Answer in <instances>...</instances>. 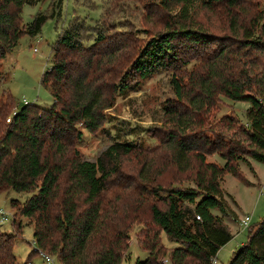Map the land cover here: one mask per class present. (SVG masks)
<instances>
[{
  "label": "trees",
  "instance_id": "obj_1",
  "mask_svg": "<svg viewBox=\"0 0 264 264\" xmlns=\"http://www.w3.org/2000/svg\"><path fill=\"white\" fill-rule=\"evenodd\" d=\"M155 2L166 11L165 30L142 45L130 67L139 78L160 70L171 73L174 99H167L163 107V124L168 125L163 142L171 151L173 167L179 172L194 170V175L191 188H158L165 194L161 195L164 207L155 203L149 207L157 228L149 236V257L133 264H164L159 261L164 255L159 232L176 243L169 253L170 264H212L219 248L232 237L224 223V217L233 218L234 213L223 197V176L240 178L238 162H247L246 157L264 163V3ZM25 3L33 2L0 0V63L23 35H37L50 18L36 13L23 25ZM217 7L223 10L227 35L211 39L197 19L199 12L213 14ZM83 21L78 16L70 19L50 47V67L41 74V83L52 97L49 106L24 103L5 123L14 98L8 91L0 94V192L28 194L17 203L19 215L32 226L37 248L54 255L58 264H118L127 216L122 205L105 201L103 195L114 171L108 164L136 147L116 141L90 161L75 146L82 138L78 125L97 131L106 122L105 110L114 96L128 87L120 60L127 46H121L123 40L109 41L110 28L104 23L91 29L85 40ZM185 56L196 64L183 77L179 70L188 63ZM219 96L249 104L244 124L224 115L217 130L205 129V115ZM213 154L223 159L222 166L206 161ZM14 200L9 201L12 207ZM25 225L18 222L16 229ZM247 229V241L227 264H264V217ZM2 237L0 264H15V242Z\"/></svg>",
  "mask_w": 264,
  "mask_h": 264
},
{
  "label": "rangeland",
  "instance_id": "obj_2",
  "mask_svg": "<svg viewBox=\"0 0 264 264\" xmlns=\"http://www.w3.org/2000/svg\"><path fill=\"white\" fill-rule=\"evenodd\" d=\"M256 1L264 3V0ZM30 2L33 3H25L21 9L23 25H26L36 13L50 15V18L44 22L37 35L33 37L23 35L0 63V94L8 91L14 98V107L5 115L4 121L8 123L12 112L24 103H33L41 107L51 104L52 97L49 89L41 83V74L50 67V47L70 19L78 16L84 20L82 36L85 40L91 36L90 30L98 24L108 25L109 41L117 40L120 43L123 40L121 46H127L121 52L123 58L120 57V60L123 61L121 72L126 73L124 82L128 87L114 96L112 106L105 110L106 122L97 131L88 132L78 125L82 138L75 147L83 159L90 161L96 160L106 147L116 141L130 143L136 147L133 153L121 156L117 161L108 164L114 171L112 170L107 181L103 198L112 204L122 205L127 216L125 223L128 227L124 232L125 236L122 237L125 245L121 247V260L118 264H133L135 260H144L149 257L147 245L151 230L157 231L151 222L149 207L153 203L164 207L161 197L165 194L158 188H191L194 175V170L179 172L173 167L169 162L171 151L163 142V135L168 130V125L163 124V107L167 99H174L169 84L171 73L160 70L145 78H139L130 67V62L142 45L157 31L165 30L166 11L159 9L155 0H30ZM221 11L223 10L217 7L213 14L199 12L197 21L202 23L204 34L211 39L227 35L225 17ZM210 47L215 45L211 44ZM184 59H188L187 64L178 63L182 65L179 73L183 77L196 64V61L190 60L188 56ZM248 106L247 102L232 101L219 96L216 105L205 115V129L211 126L217 130V121L224 115L234 116L244 124ZM232 131L226 133V136L231 135ZM210 132H206L207 135ZM205 159L220 166L224 163L217 154L208 155ZM246 159L247 162L242 160L238 162L240 178L225 173L220 183L226 193L223 196L226 205L234 213L233 218L224 217V223L232 237L219 248L212 259V264H227L232 253L247 241L248 229L240 225V218L243 215H250V226L257 224L264 217V163L249 157ZM27 196L28 194L14 190L0 192V208L10 212V219L0 223V238L5 236L15 242L13 246L15 264H45L38 254L39 251L45 250L37 248L33 242L32 226L25 225L27 219L20 216L17 209V203ZM11 199H16L13 201L16 207L9 204ZM213 213L220 215L218 210H213ZM195 218L199 219L196 216ZM18 222L25 225L21 230L16 229ZM159 241L164 251V255L159 256V261L170 264L169 253L176 243L169 241L161 232ZM47 254L54 258V264H58L54 255L49 252Z\"/></svg>",
  "mask_w": 264,
  "mask_h": 264
},
{
  "label": "built area",
  "instance_id": "obj_3",
  "mask_svg": "<svg viewBox=\"0 0 264 264\" xmlns=\"http://www.w3.org/2000/svg\"><path fill=\"white\" fill-rule=\"evenodd\" d=\"M15 112H13L14 114ZM199 218V216H196ZM10 219V212H7L6 210H3L0 208V223L7 221ZM251 218L249 214H245L240 218V225H242L244 228H247L250 224ZM38 254L41 256L45 264H54V258H52L49 254L39 251ZM213 262V261H212Z\"/></svg>",
  "mask_w": 264,
  "mask_h": 264
},
{
  "label": "crops",
  "instance_id": "obj_4",
  "mask_svg": "<svg viewBox=\"0 0 264 264\" xmlns=\"http://www.w3.org/2000/svg\"><path fill=\"white\" fill-rule=\"evenodd\" d=\"M241 217V216H240Z\"/></svg>",
  "mask_w": 264,
  "mask_h": 264
}]
</instances>
